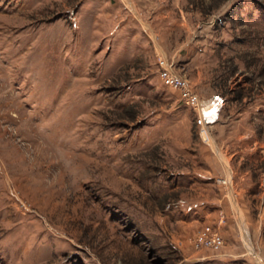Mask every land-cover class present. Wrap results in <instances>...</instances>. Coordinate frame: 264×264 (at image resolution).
Instances as JSON below:
<instances>
[{"label": "rangeland", "instance_id": "374dc122", "mask_svg": "<svg viewBox=\"0 0 264 264\" xmlns=\"http://www.w3.org/2000/svg\"><path fill=\"white\" fill-rule=\"evenodd\" d=\"M0 264H264V0H0Z\"/></svg>", "mask_w": 264, "mask_h": 264}, {"label": "built area", "instance_id": "2783aa9c", "mask_svg": "<svg viewBox=\"0 0 264 264\" xmlns=\"http://www.w3.org/2000/svg\"><path fill=\"white\" fill-rule=\"evenodd\" d=\"M160 76L168 85L174 84L175 86H177V84L180 83V79L175 76L173 72L168 68H163L160 71ZM183 96L190 98L191 102L194 103V105L198 106V123L204 126H206V124L212 123L215 120L218 115V111L223 104V98L219 95H214L213 98L205 102H199L197 97L193 93H191L190 90L184 91ZM211 237L212 238L209 240V245H213L214 247L221 246L222 240L219 236L212 235Z\"/></svg>", "mask_w": 264, "mask_h": 264}, {"label": "crops", "instance_id": "0c3cea01", "mask_svg": "<svg viewBox=\"0 0 264 264\" xmlns=\"http://www.w3.org/2000/svg\"><path fill=\"white\" fill-rule=\"evenodd\" d=\"M208 133H209V131H208ZM209 135H210V133H209ZM208 201H210V200H207V202H208Z\"/></svg>", "mask_w": 264, "mask_h": 264}]
</instances>
